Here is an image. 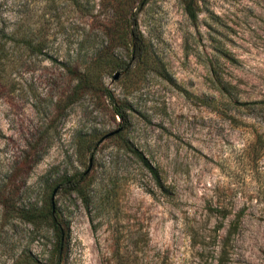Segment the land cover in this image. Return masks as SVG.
<instances>
[{
    "label": "rangeland",
    "instance_id": "obj_1",
    "mask_svg": "<svg viewBox=\"0 0 264 264\" xmlns=\"http://www.w3.org/2000/svg\"><path fill=\"white\" fill-rule=\"evenodd\" d=\"M194 4L0 0V264H264V0Z\"/></svg>",
    "mask_w": 264,
    "mask_h": 264
},
{
    "label": "trees",
    "instance_id": "obj_2",
    "mask_svg": "<svg viewBox=\"0 0 264 264\" xmlns=\"http://www.w3.org/2000/svg\"><path fill=\"white\" fill-rule=\"evenodd\" d=\"M147 0H103V6L106 9H109L112 13V19L116 18V24L117 26L122 28V35L124 36V39L126 37H131L135 49L136 54L132 56V58L142 57L143 53L142 50L144 49V41L142 35L134 30V26L137 20V10L140 8V6L144 3H146ZM194 0H186V11L189 13L191 17L196 16V11L194 8ZM17 33L12 32L9 34V37H12L11 39H15V35ZM8 37V36H7ZM120 37L121 34H120ZM16 43H23L24 47L31 48L33 43L31 40H29L26 36L15 39ZM4 50V48H0V51ZM2 56H0V59ZM109 97H111V94H108ZM115 106V112L118 116L121 118H125V113L121 109L117 108V103L113 102ZM147 166L153 170V168L147 164ZM67 186L70 190L80 192V181L74 180L73 178H69L67 181ZM13 211L16 213V216L22 219H25L27 221H32L36 216L33 214V212L30 209H26L25 207H18L14 206ZM51 213H53V210L51 209ZM64 246V238H63V231L60 228V240H59V246H58V252L61 253L62 248Z\"/></svg>",
    "mask_w": 264,
    "mask_h": 264
},
{
    "label": "water",
    "instance_id": "obj_3",
    "mask_svg": "<svg viewBox=\"0 0 264 264\" xmlns=\"http://www.w3.org/2000/svg\"><path fill=\"white\" fill-rule=\"evenodd\" d=\"M119 76H120V72H117V73L114 75V79H118ZM112 134H113V133H112ZM58 189H59V188H55V190H54V192H53V196H52L53 199H54V197H55V195H56Z\"/></svg>",
    "mask_w": 264,
    "mask_h": 264
}]
</instances>
